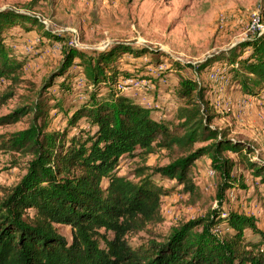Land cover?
<instances>
[{
  "label": "trees",
  "instance_id": "obj_1",
  "mask_svg": "<svg viewBox=\"0 0 264 264\" xmlns=\"http://www.w3.org/2000/svg\"><path fill=\"white\" fill-rule=\"evenodd\" d=\"M37 22L34 15L0 10V81L8 82L0 103L14 98L15 87L24 81L23 65L5 37L11 36L14 26L28 30L26 23ZM144 51L114 43L87 55L68 46L42 85L21 96L20 104L0 118L1 124H12L28 117V126L3 143L28 160L17 182L0 190V264H264V248L245 238L246 230L262 234L257 220L233 211L221 216L217 209L187 221L163 241L144 247L127 243L128 234L160 221L163 192L150 175L138 173L137 182L119 175L116 167L123 155L163 149L168 163L151 172L174 180L192 198L200 193L193 167L203 156H208L220 178L221 198L232 186L243 187L232 173L237 162L264 184V164L255 147L211 125L216 114L207 88L196 79L180 78L175 89L180 104L169 119H157L152 108L116 88L129 76L117 61L122 53L139 56ZM210 60L226 66L242 93L264 90V32ZM209 61L197 66V75ZM73 65L90 88L79 105L46 92L54 84L61 91L68 89ZM52 110L69 112L65 128L49 129ZM80 119L86 120L87 130L71 133ZM228 152L236 155L237 162L226 156ZM221 222L228 230L219 238L210 230ZM59 225L69 226V241L58 232Z\"/></svg>",
  "mask_w": 264,
  "mask_h": 264
},
{
  "label": "rangeland",
  "instance_id": "obj_2",
  "mask_svg": "<svg viewBox=\"0 0 264 264\" xmlns=\"http://www.w3.org/2000/svg\"><path fill=\"white\" fill-rule=\"evenodd\" d=\"M3 9L39 16L47 26L40 22L37 25L26 23L28 30L14 26L9 31L11 36L5 37L12 54L23 65L24 81L15 87L14 98L0 103V118L20 104L21 96L33 94L42 85L58 66L72 38L78 43L76 49L87 55L114 43H126L135 50L146 51L139 56L122 53L118 64L127 70L129 76L125 78L132 82L120 79L118 90L145 104L144 107L152 108L157 119H169L180 104L175 97L180 78L196 79L207 88L206 96L216 114L211 125L226 130L230 138L252 144L258 161L264 164V93L259 97L260 102H235L233 108L229 103L233 100L223 101V97L217 95L235 83L230 80L222 62L210 60L220 51L257 35L258 29H250L254 11L259 10L260 24L264 28V0H0V10ZM44 31L51 36H46ZM207 61V68L197 75V66ZM215 69L224 75L222 82L210 79L209 73ZM70 71L73 76L68 81V89L61 91L54 84L46 92L62 98L65 103L79 105L87 99L90 88L86 84H78L79 76L83 74L77 65L71 66ZM225 78H228L227 82H224ZM133 80L138 81L137 85H133ZM7 85L5 80L0 81V93ZM219 88H222L221 92ZM68 113L52 110L49 129L65 128ZM27 126L28 117L12 124L0 123V190L16 183L25 172L23 168L28 157L8 149L3 143ZM77 128L87 130L86 120L80 119L71 133H75ZM226 156L237 162L235 154L228 152ZM167 163L163 149L149 154L137 149L118 160L116 170L119 175L134 182L138 181L140 172L150 175L163 192L160 221L128 234L126 238L130 247L163 241L180 224L210 215L217 209L224 215L233 211L264 223V184L238 162L232 173L236 179H241L243 187L232 186L226 190L224 198L218 196L220 178L209 172L213 167L208 156L197 160L193 167L194 180L200 192L195 198L183 192L174 180L151 172L154 167ZM227 227L221 222L210 233L220 238ZM57 230L70 240L69 226L59 225ZM260 231L261 235L246 230L245 238L258 242L264 248V231Z\"/></svg>",
  "mask_w": 264,
  "mask_h": 264
},
{
  "label": "built area",
  "instance_id": "obj_3",
  "mask_svg": "<svg viewBox=\"0 0 264 264\" xmlns=\"http://www.w3.org/2000/svg\"><path fill=\"white\" fill-rule=\"evenodd\" d=\"M38 19H39V21L43 24V25H46L47 26V22L45 21V20H41L40 19V17L39 16H36ZM250 29H258L256 32H257V34H261V33H263L264 32V28H262V26H261V24H260V12H259V10H256V11H254L253 13H252V18H251V22H250ZM69 45L70 46H73V47H77L78 46V43H77V41H75V39H71L70 41H69ZM223 76L224 75H222V73L220 72V70H218V69H215V70H213V71H210V73H209V77H210V79L212 80V81H218V80H220L221 82H222V79H223ZM125 81H130V82H132V80H130V79H124L122 82H125ZM134 82H133V85H137V80H133ZM137 81V82H136ZM228 81V78L226 79L225 78V81L224 82H227ZM78 84L79 85H81V86H83V85H85L86 84V80H85V78H84V76L83 75H80L79 76V81H78ZM132 84V83H131ZM209 172L210 173H212V174H214L215 172H214V170L213 169H210L209 170ZM230 195H232V193L230 192ZM222 215H224V213H221V216ZM225 216V215H224ZM227 229H228V227H227Z\"/></svg>",
  "mask_w": 264,
  "mask_h": 264
},
{
  "label": "crops",
  "instance_id": "obj_4",
  "mask_svg": "<svg viewBox=\"0 0 264 264\" xmlns=\"http://www.w3.org/2000/svg\"><path fill=\"white\" fill-rule=\"evenodd\" d=\"M218 90L221 92L222 88H219ZM261 93H264V90H261L258 94H245V93H242L239 90L238 84H235V85H232L228 90H226V92H224L223 94L217 95V96L218 97H223L222 98L223 101L233 100L232 102H229V103H231L233 105V108H234V106H235L234 103L235 102L239 103L240 101L243 102L245 100L250 102V103H254V101L260 102L259 97L263 96ZM142 105H145V104H142ZM263 225H264V223H262L260 221H257L258 228L264 231V228H263L264 226Z\"/></svg>",
  "mask_w": 264,
  "mask_h": 264
}]
</instances>
